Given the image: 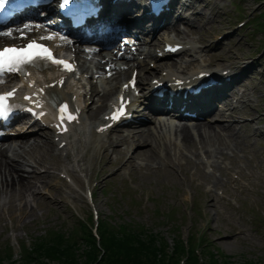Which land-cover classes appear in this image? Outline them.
<instances>
[{
	"label": "bare ground",
	"instance_id": "bare-ground-1",
	"mask_svg": "<svg viewBox=\"0 0 264 264\" xmlns=\"http://www.w3.org/2000/svg\"><path fill=\"white\" fill-rule=\"evenodd\" d=\"M103 10L105 9H102V12L106 15L110 14L108 11ZM133 14H135L133 10L124 13L117 11L115 13L117 34L124 33L127 30L132 35L131 29H138L140 35L144 34L141 20L130 21V17L135 16ZM196 18L202 19L203 16L198 14ZM186 23L191 25V21L187 22V19L180 21L179 25L183 26ZM15 29L16 27L11 25L6 30L14 32ZM19 32L27 33L28 37L26 39H30L51 31L43 32L38 30L36 25H31L27 30ZM48 40L54 44L52 38ZM137 51H139L138 55H140L142 52L140 44L137 47ZM204 53L205 51L197 53V56L200 57ZM214 55L220 60L218 54ZM159 57V54L149 51L145 56V60L149 59L151 63H156L160 60ZM97 58L98 60L95 61L89 59L86 55H75L77 63L83 68L90 69L92 66L91 71H93L94 75H90L83 80V83L75 84L74 86L66 83L62 88V92L56 91L57 94L55 96L62 99L74 97V103L80 106L86 114L90 98L93 94L96 96L98 93L100 95V105L95 111V115H98L99 112L101 114L108 110L109 102L118 93L119 85L121 84L117 85V83L128 74V71H130L128 78L132 71L136 72V79L138 81L136 84L139 89L145 91L153 88L154 85H158V89L141 91L132 100L129 107L130 111L116 121L107 133L103 134L96 133V129L102 124L100 121L94 122L98 119V116H92L93 120L88 121L85 114L81 116L79 122H75L67 130L68 133L57 134L55 132L57 125L55 118L52 115L38 118L31 117L32 112L24 108L26 103L22 99L23 91L15 90L14 96H9L6 100L7 112L3 119L5 121L0 123V139L3 142L8 141L5 149L0 147V199H8V202L5 201L0 206V217L5 215L4 210L9 207V209L16 211L17 217L21 219L19 224L24 226V220L32 218V213L35 212L39 205L38 203L46 202V200H42L40 197V188L50 187L46 181L54 180V167L61 169V173L65 174L66 180L71 185L70 187L75 191L79 190V182L71 179V174H78V177L86 184L87 192L85 195L91 206V208L86 209L92 210L94 205H92L89 191L93 173H89L90 168L89 164H87V156L95 150L103 153L105 161L101 157L99 159L104 161V163L111 162L108 151L110 149L111 153L118 156L115 161L116 163L121 160L123 164L131 165L137 170H142L143 165L135 164L134 161L136 159L151 160L148 166L156 167L158 160H160L158 158L164 151L166 158L162 159V161L165 167L170 169L177 158L167 153L170 145H176L172 141L173 134L179 140V146L182 148H193L197 144L200 146L201 152L198 157L202 158L204 165L202 172L214 180H218L222 176V167H217L211 171H207L206 169L213 144L222 147L221 144L226 139L232 140L233 142L229 146L228 151L241 147L249 156H253L257 152L264 150V146L261 145L264 142V132L259 130L254 132V136L258 138L257 141L252 132L248 130L244 132L235 131V126H244L246 128L250 124V118L254 114V109L250 103L246 104L245 110L240 107V104L248 101L247 95L250 96V99L253 97L255 85L244 84L240 82L241 80L236 79L230 82L225 78L226 75L231 73H239L253 75L261 82H264V53H254L242 59L238 65L221 70L223 73L219 76L217 75L216 80H214L215 86L205 94L201 91L204 87L203 83L197 84L191 91L190 86L185 82H180L181 89L175 91L170 81L182 79L181 73L172 72L166 63H159L161 69L154 73L155 77L153 79L158 80L154 84L153 79L146 82L148 79L145 75H150L151 73L145 71L144 63L136 61V58L130 61L125 52L116 51L113 54V59L110 56V60H112L108 65L112 66V70L108 78H104L107 63L104 64L101 71L99 61L108 62L109 59L103 57L102 54ZM165 70H167V73L162 74L161 71ZM202 70L204 71V69ZM194 74L197 75L198 72ZM2 82L1 86L3 89L11 86H20L19 83H14L9 77L3 79ZM205 84L209 85L210 83ZM89 86L90 90H88ZM156 97H162V100H157ZM169 97L174 99V103L169 104L167 102V98ZM150 99L153 100L149 101ZM215 108L216 111L209 117V114ZM184 111L189 112L185 117L188 119L190 126L185 123L179 124L180 121L173 123L174 119H181L179 115ZM156 112H160L163 116L155 117ZM196 114L199 118L197 119L201 120L198 123L195 120ZM29 123L30 125L25 128ZM15 127L21 128L13 136L9 131H12ZM5 135L9 137L8 140H5L7 139ZM35 135L38 136L35 137ZM100 138L103 139L98 142ZM38 139L39 143H37ZM19 144L27 146L26 149H20ZM11 152V157H7L6 154ZM40 167L44 168L42 173H40ZM108 168L110 170L112 167L109 166ZM23 173H26V177L23 176ZM124 178L122 174L118 176V191L123 199L132 197L129 194L131 191H128V187L125 186ZM132 182L137 185L140 184L138 181ZM228 185L230 184L228 183ZM235 186L242 185L236 183ZM46 191L52 192L51 188H47ZM207 196L211 199L213 198L210 193H207ZM14 198L17 200L13 203ZM185 201L188 202L186 199ZM71 202L75 201L71 200ZM204 207H214V204H210L207 201ZM93 211L95 212V209ZM120 232L124 233L125 231L120 230ZM239 236L240 233L231 234L229 235V239L235 241ZM183 259L181 258L180 260ZM224 260L226 261L225 258ZM164 262H169V259L164 260Z\"/></svg>",
	"mask_w": 264,
	"mask_h": 264
},
{
	"label": "rangeland",
	"instance_id": "rangeland-1",
	"mask_svg": "<svg viewBox=\"0 0 264 264\" xmlns=\"http://www.w3.org/2000/svg\"><path fill=\"white\" fill-rule=\"evenodd\" d=\"M259 38L264 41V34L256 36L252 47L249 48L251 54L256 53V41ZM102 66L103 64H101V68ZM261 145L264 146V142H262ZM99 157L100 156L95 152L87 156V164H89L90 171L93 173V176L97 175L98 180L91 200L92 205H94L93 207L97 211V216H99V219H105L110 217L112 213L121 214L126 212L130 214L129 216L131 219L143 227V233H147L144 235L147 237L143 236L141 239H150L149 235H151L152 238L146 243L155 242L158 243V245H164L166 253H168L167 255L170 256L171 253H173L172 257L174 256V259L169 260L167 263L160 261L158 264H213L211 260L214 259H210L208 256H204L203 258L202 255L200 257L197 256L198 259H189V256L186 255V251L190 245L193 252L196 249L195 244H192V240L195 239L196 244H198L200 239H198L197 236L200 232H203V236L201 234L200 237H205L211 242L210 249H203L204 252L215 255L214 251L216 250L219 251L217 252L218 254L215 255L216 258L221 254L226 259V261L221 259L220 261L223 263L220 264H264V227L258 233L248 229L245 235L242 234L241 237L232 241L229 239L231 229L229 222L226 221V216L223 217L220 215L215 208H205V200L199 195L194 196L192 193L194 196L193 202H186L182 194L175 192L174 187L167 188L164 186L160 177L156 175H153L152 178L138 181L140 184L137 185L136 191L134 193L129 192L132 198L137 202H130V204H128V200L124 201L117 195L113 196V194L108 191L119 185V175L118 172L115 171L116 167L107 162H105V164V160L102 157L104 161L100 163L99 168L105 169V171L98 175ZM109 166L112 167V174L110 176L107 175L109 174ZM75 176L77 177V181L82 180L78 177V174H75ZM58 194L62 196L60 193ZM49 195V198L43 196L47 199L46 201L49 202H39L35 212L32 213V218L30 220H24V226L19 224L21 219L17 217L15 210L9 209V207L5 208L6 211L11 213V218L13 222L16 223V226L9 230L4 229L3 227L7 225V221L0 220V246L5 244L6 241H9L15 252V256L12 260H6L4 255H0V264H21L17 257V253L19 252V241L28 245L31 238L34 236L40 237L45 235L46 232L44 230L49 226L61 225L65 221L70 222L68 213L63 207L65 204L59 202L61 198L59 196H54L52 193ZM75 196V202H73V207L76 210L75 216L79 219H85L88 213H90V211L92 212V210L86 209L91 208L90 203L84 197V193L83 196L80 197V200L76 194ZM261 204L264 206V200L261 201ZM155 208L157 209L156 212ZM169 211H173L170 216L171 221L169 224H163L164 219L161 212L165 215ZM123 222H127V220ZM105 225L112 228L109 222H106ZM65 229L66 226L64 230ZM187 236L191 238V243H189V246L188 244H184L181 250V242L183 244V239ZM207 240L205 241L207 242ZM85 244L87 243H84V245L82 244L83 246L80 245L76 247V251L74 249L69 252L65 251L69 254L70 259H68L72 261L73 264H153L147 257L143 256H140L137 262H121L123 258L117 256L115 258L112 252L117 251L121 253L124 251V247H108V240H106L105 243L107 249V251L105 249V253L101 245L100 248L96 247L97 250L100 251L99 255L92 244H87L86 246ZM67 249L69 248L67 247ZM4 251L5 249L0 250V253ZM94 255L96 257L98 255L99 257L96 261L94 260L95 262L91 261V256ZM62 258L66 259V256L64 255ZM181 258L184 259L180 260ZM55 259L42 258L41 261L45 262V264H62ZM25 263L36 264L34 262Z\"/></svg>",
	"mask_w": 264,
	"mask_h": 264
},
{
	"label": "trees",
	"instance_id": "trees-1",
	"mask_svg": "<svg viewBox=\"0 0 264 264\" xmlns=\"http://www.w3.org/2000/svg\"><path fill=\"white\" fill-rule=\"evenodd\" d=\"M105 223H106L105 221H100L98 226L99 227L98 232L101 239L100 241L101 246L104 249V253L106 249L105 247L106 240L109 241V245H107L108 247L111 246L113 248H118L119 246H123L124 247L123 252L121 253L117 251L112 252L115 258L116 256L123 258V261L121 262L124 263L125 262L127 263V261L137 262L140 256L147 257L149 261L152 262L153 264H158L160 261L163 262L166 259L169 260L174 259V256L172 257L173 253H171L170 256L167 255L168 253H166L164 245H158V243L155 242L146 243L152 238L151 235H149L150 239H145V238L141 239L145 234H147V233H143V230L141 232H138L134 228L129 226V227H123L121 230L125 232L121 233L120 231L114 228L107 227ZM79 231H80L79 235L72 232L69 235L64 236L63 233L58 232V233H49L48 235L42 237L41 239L38 238L36 241L32 243L30 250L24 247L22 248L19 262H21V264H26L25 262H34L36 264H41L40 261L42 260V258L51 259V260L56 258L55 260L60 261V263L62 264H73L72 261L69 260L70 259L69 254L65 251L69 252L72 249L76 251L77 250L76 247H79L82 244L84 245V243L92 244L99 255L100 251L97 250V248L95 247L94 241L90 236V234L88 233V231L86 230V228L85 227L80 228ZM189 243H191V238L189 239L188 246ZM87 244H85V246ZM192 244H195L194 240H192ZM204 244L201 246L200 256L203 255V258L204 256L205 257L208 256L210 259H214L211 260L213 264L223 263L222 261H220L221 260L220 255L217 256V258L215 257L217 252H215V255L205 253L203 249L208 250L209 248L207 246H209V244L205 246ZM182 246H184V243L182 244L181 242V250H182ZM67 247L69 249H67ZM186 252H187L186 255L189 256V259L190 258L198 259L197 255L193 252L191 245ZM64 255L66 256V259L62 258ZM98 255L97 257L95 255L91 256V261L94 260L96 261L99 258ZM5 257L6 260H12L13 255L11 251L5 254ZM243 264H247V263H243Z\"/></svg>",
	"mask_w": 264,
	"mask_h": 264
},
{
	"label": "snow or ice",
	"instance_id": "snow-or-ice-1",
	"mask_svg": "<svg viewBox=\"0 0 264 264\" xmlns=\"http://www.w3.org/2000/svg\"><path fill=\"white\" fill-rule=\"evenodd\" d=\"M8 3L9 0H0V10H3ZM63 3L64 5H67L69 3V0H63ZM47 38L51 39V37ZM35 59H47L52 63L63 65L66 70H72L71 66L66 62L55 60L49 49L43 48L42 46L36 44L35 41H33L32 43L27 45L26 49L23 50L15 48H5L3 50H0V72H2L4 69H7L8 72L19 71L23 65L33 63ZM8 95L10 96L12 94L10 93ZM7 98V96H0V116L6 115ZM123 107V104H121L120 109H118V113H123ZM66 108L67 106L61 108V113H64L66 111ZM112 118L114 119L116 117L114 116ZM68 119L71 120L73 119V117L69 114Z\"/></svg>",
	"mask_w": 264,
	"mask_h": 264
}]
</instances>
